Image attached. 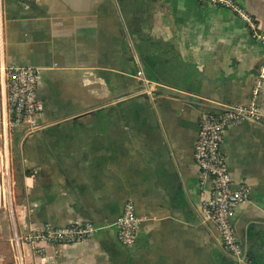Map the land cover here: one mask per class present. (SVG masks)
<instances>
[{"label": "crops", "instance_id": "obj_1", "mask_svg": "<svg viewBox=\"0 0 264 264\" xmlns=\"http://www.w3.org/2000/svg\"><path fill=\"white\" fill-rule=\"evenodd\" d=\"M236 1L264 33V0ZM9 66L40 71L31 134L8 128ZM263 70L245 23L199 0H0V264H238L205 220L194 148L201 116L249 106ZM222 151L249 193L245 264H264V122L227 130ZM129 200L141 223L123 246L107 226ZM86 223L102 229L43 255L20 240Z\"/></svg>", "mask_w": 264, "mask_h": 264}, {"label": "built area", "instance_id": "obj_2", "mask_svg": "<svg viewBox=\"0 0 264 264\" xmlns=\"http://www.w3.org/2000/svg\"><path fill=\"white\" fill-rule=\"evenodd\" d=\"M202 3L228 9L246 25L251 37L264 44V33L256 20L236 0H199ZM8 128L15 131L26 125L31 134L42 126L37 116L43 111L42 102L36 98L40 71L34 68L9 66L6 69ZM138 77L146 82L142 72ZM264 70L260 73L249 106H226L219 113L203 114L199 122V136L194 148V160L199 168L202 187L210 182L212 191L203 202L205 220L213 224L219 232L223 248L238 264H245L244 250L237 240L234 230V217L238 208L249 199L246 186L234 188L228 170L227 160L222 151L224 133L245 123H262L264 116L256 104L257 96L263 86ZM9 196V193L7 192ZM141 218L137 215L133 201H128L118 221L107 227H116L118 241L123 246H132L138 236ZM102 227L92 223L56 228L50 225L37 231H30L20 238L37 255L46 253L48 247L70 246L84 243L94 237ZM17 242V239H16Z\"/></svg>", "mask_w": 264, "mask_h": 264}]
</instances>
